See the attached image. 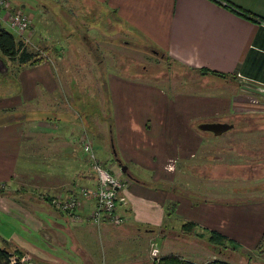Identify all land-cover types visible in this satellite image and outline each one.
<instances>
[{
  "label": "crops",
  "instance_id": "1",
  "mask_svg": "<svg viewBox=\"0 0 264 264\" xmlns=\"http://www.w3.org/2000/svg\"><path fill=\"white\" fill-rule=\"evenodd\" d=\"M85 1L182 65L226 78L214 88L203 82L195 91L175 93L117 71L95 78L117 158L126 166L122 172L102 152L108 171L124 181L118 193L120 225L93 224L94 201L78 197L80 188H94L96 182L76 146V123L60 116L63 105L54 113L57 119L0 123V247L23 251L31 258L28 264H154L171 253L206 264L219 258L207 243L209 233L216 232L238 248L227 249L224 261L237 264L248 257L264 264V197L255 198L264 191V175L250 170H263L261 161H254L262 153L251 158L246 152L253 137L264 135V97L242 89L264 91V0ZM4 17L0 12L1 25L9 29ZM52 28L33 24L27 41H41L39 34L34 42V33L58 29ZM74 28L76 33L79 27ZM63 43L53 45L56 54ZM64 45L80 46L74 40ZM20 72L21 87L39 83L64 96L50 62ZM72 83L68 95L78 91L77 80ZM206 122L233 127L215 136L198 129ZM205 194L228 197L220 201ZM72 195L79 200L78 218L61 213L51 201ZM187 223L195 225L196 236L181 232Z\"/></svg>",
  "mask_w": 264,
  "mask_h": 264
},
{
  "label": "rangeland",
  "instance_id": "2",
  "mask_svg": "<svg viewBox=\"0 0 264 264\" xmlns=\"http://www.w3.org/2000/svg\"><path fill=\"white\" fill-rule=\"evenodd\" d=\"M21 5L26 8L25 11L21 9ZM2 11L5 16L4 22L11 13L20 12L26 16L28 29L33 24L40 28L45 26L51 29L53 26L58 28L54 32L34 33V42L38 41L36 35L40 34L42 38L36 43L27 41L26 34L28 32L26 31L28 29L21 34L12 30L11 32L17 40H25L28 49L36 52L41 61L50 62L55 75L60 78L61 84L59 85L64 96L53 95L54 91L43 88L39 83L33 84L37 88L30 85L21 87L17 76L21 73L20 71L29 66H17L15 63L0 58V123L10 120H35L39 117L50 121L57 119L54 113L59 111L58 105H63V108L61 107L63 111H59V113L61 112L60 116L66 114L67 120L76 123L78 127L75 134L76 146L86 158L91 172L92 165L82 152L84 143L93 145L104 165L107 162L102 152L108 157L110 156L113 162H116L110 147L111 120L108 119L100 81H95V78L101 77L100 73L103 76L105 71H117V73L130 78L159 84L171 93L195 91L200 88V84L203 82L208 83L207 86L212 88L223 83L220 81L222 78L212 75L204 76L199 69L182 65L167 54L153 48L142 35L137 34L115 18L107 16L101 8L85 0H3L0 3V12ZM75 26L79 27L76 33L73 32L76 29ZM69 40L78 41L80 46L66 48L67 45L64 44ZM57 42L61 44L64 42L63 48L60 50L61 54H56L57 52L54 51L53 45L58 44ZM56 57L60 59L58 60ZM89 76L92 77V80L89 79ZM70 79L71 83H69ZM72 80L73 82L77 80L78 91L68 95L67 93L73 88L71 87ZM94 85H96V96H93ZM42 109L49 111L45 113V111L42 112ZM81 117H84L88 127L84 125ZM252 140L254 144L248 145L246 152H249L251 158L258 157L262 153L261 159L254 161L258 163L261 161L259 164L264 166V135L258 136V138L253 137ZM112 141L115 145L114 140ZM237 157L241 156L237 155ZM256 169L257 175H264V168H262L263 170H258V168L250 170L255 171ZM203 170L205 174L210 173L207 172V167H204ZM255 194L259 195L255 198L264 197V191ZM207 196H215L220 201L227 200L225 198L228 197L226 194L219 196L208 194ZM196 243L197 241H194L191 245L197 246ZM212 248L214 249V247ZM213 249H211L213 252L220 253L217 254L220 259L214 257L215 260H224L225 255L229 254L226 252L227 249L238 250L231 242H228L222 250L215 249L214 251ZM50 251L48 249V252L52 254ZM18 254L24 258L25 262H28L26 261L28 259L31 260L29 256L28 259L26 258V253L23 251H19ZM247 258L237 264H262L257 259L250 261V258ZM46 259L50 263L52 258ZM230 259L234 260L231 257ZM238 260L239 257L236 258V261Z\"/></svg>",
  "mask_w": 264,
  "mask_h": 264
},
{
  "label": "built area",
  "instance_id": "3",
  "mask_svg": "<svg viewBox=\"0 0 264 264\" xmlns=\"http://www.w3.org/2000/svg\"><path fill=\"white\" fill-rule=\"evenodd\" d=\"M3 0H0L2 3ZM5 23L9 30L21 34L27 29V19L22 13H11ZM82 152L92 165V173L95 178L96 185L94 188H80V198L91 199L94 201V207L90 211L89 219L95 225L108 223L111 225H120L123 221L117 213L118 193L124 187V181L113 173L109 172L98 157L96 149L90 143H84ZM77 195L65 198H53L52 204L61 213L74 218L75 210L79 205Z\"/></svg>",
  "mask_w": 264,
  "mask_h": 264
},
{
  "label": "trees",
  "instance_id": "4",
  "mask_svg": "<svg viewBox=\"0 0 264 264\" xmlns=\"http://www.w3.org/2000/svg\"><path fill=\"white\" fill-rule=\"evenodd\" d=\"M219 4H222L220 0H213ZM242 16L249 17L246 14H242ZM255 18L253 17V20ZM11 30H7L0 23V58L5 59L11 63H15L17 66H35L41 63V59L36 52H32L28 49L23 40H17L15 35L10 32ZM201 74L203 75H212L219 78H226L224 74L213 72L209 70L200 69ZM109 116V111H107ZM84 119V117H82ZM109 119V117H108ZM86 123V122H84ZM88 127V124L86 123ZM111 135V134H110ZM195 225L191 223H187L182 226L181 232L189 235L196 236L194 234ZM198 236V235H197ZM208 243L214 247L216 250H222L226 247V244L229 242L223 236H220L216 232H211L207 238ZM262 242L260 245L256 247V249H260ZM19 251L14 253L8 252L5 248L0 247V264H28L24 261V258L18 254ZM154 264H196L192 261H189L179 255L176 254H167L159 257L155 260ZM206 264H229L224 260H213L209 261Z\"/></svg>",
  "mask_w": 264,
  "mask_h": 264
},
{
  "label": "water",
  "instance_id": "5",
  "mask_svg": "<svg viewBox=\"0 0 264 264\" xmlns=\"http://www.w3.org/2000/svg\"><path fill=\"white\" fill-rule=\"evenodd\" d=\"M242 89L247 91V92H250V93H253V94H256V95L264 97V91L263 90H258V89H255V88H251L249 86H242ZM232 127H233V125L228 124V123L206 122V123L200 124L198 126V129L201 130V131H204V132H210V133H212L215 136H220L223 133H225L226 131H228L229 129H231ZM112 140L113 139L110 138V147H111L113 156L116 158V162L120 166L121 171L125 172L126 171V166L122 165L120 163V160L117 158V153H116V150H115V147H114V144H113Z\"/></svg>",
  "mask_w": 264,
  "mask_h": 264
}]
</instances>
